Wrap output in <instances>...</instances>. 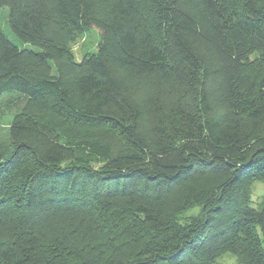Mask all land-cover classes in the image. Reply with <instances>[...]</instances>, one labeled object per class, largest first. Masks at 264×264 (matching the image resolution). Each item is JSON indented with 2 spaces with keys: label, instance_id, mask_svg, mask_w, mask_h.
<instances>
[{
  "label": "trees",
  "instance_id": "1",
  "mask_svg": "<svg viewBox=\"0 0 264 264\" xmlns=\"http://www.w3.org/2000/svg\"><path fill=\"white\" fill-rule=\"evenodd\" d=\"M1 8L0 264H264V0Z\"/></svg>",
  "mask_w": 264,
  "mask_h": 264
},
{
  "label": "rangeland",
  "instance_id": "2",
  "mask_svg": "<svg viewBox=\"0 0 264 264\" xmlns=\"http://www.w3.org/2000/svg\"><path fill=\"white\" fill-rule=\"evenodd\" d=\"M0 28L7 36V38L16 44L20 48L32 49L30 45L21 43L16 36L10 31L8 23H7V9H0ZM99 39V33L96 29H88L86 30L80 38L76 40L73 44H71V51L76 61H80L82 56L85 53L95 51V46ZM6 98L0 100V142L7 143L8 142V124L10 121V117L8 114L3 111L5 107ZM264 197V183L256 182L252 187V195H251V205L255 208L257 203L261 201ZM199 212L198 209H193L191 212L187 214L196 215ZM216 264H238L235 262V259L232 256L226 255L221 258Z\"/></svg>",
  "mask_w": 264,
  "mask_h": 264
}]
</instances>
